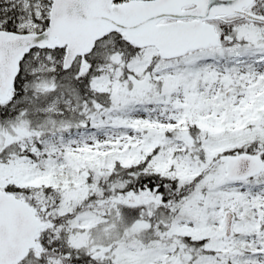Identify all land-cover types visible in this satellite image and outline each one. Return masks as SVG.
Listing matches in <instances>:
<instances>
[{"label":"snow or ice","instance_id":"1","mask_svg":"<svg viewBox=\"0 0 264 264\" xmlns=\"http://www.w3.org/2000/svg\"><path fill=\"white\" fill-rule=\"evenodd\" d=\"M0 264H264V0H0Z\"/></svg>","mask_w":264,"mask_h":264}]
</instances>
